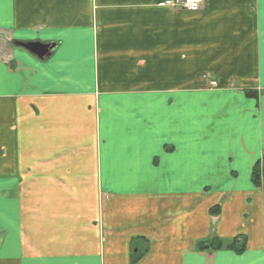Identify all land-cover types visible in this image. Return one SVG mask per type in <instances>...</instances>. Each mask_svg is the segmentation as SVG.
<instances>
[{
    "label": "crops",
    "instance_id": "obj_1",
    "mask_svg": "<svg viewBox=\"0 0 264 264\" xmlns=\"http://www.w3.org/2000/svg\"><path fill=\"white\" fill-rule=\"evenodd\" d=\"M163 1L0 0V264H264V0Z\"/></svg>",
    "mask_w": 264,
    "mask_h": 264
},
{
    "label": "trees",
    "instance_id": "obj_2",
    "mask_svg": "<svg viewBox=\"0 0 264 264\" xmlns=\"http://www.w3.org/2000/svg\"><path fill=\"white\" fill-rule=\"evenodd\" d=\"M264 173V168L260 169L259 165L257 164L254 167V173H253V180L255 185L260 186L261 185V179L262 174ZM220 211V208L218 206L214 207L212 209V214L215 215ZM239 238H234L231 242L228 244L225 243L223 239L215 238V239H208L206 241L199 242L198 247L200 249H207V250H217L221 248H232L238 252H243L245 249L244 244L241 245V243L238 240Z\"/></svg>",
    "mask_w": 264,
    "mask_h": 264
},
{
    "label": "water",
    "instance_id": "obj_3",
    "mask_svg": "<svg viewBox=\"0 0 264 264\" xmlns=\"http://www.w3.org/2000/svg\"><path fill=\"white\" fill-rule=\"evenodd\" d=\"M20 46L26 48L27 50L36 53L38 56L49 55L54 48V44L50 43H41L39 41L36 42H20Z\"/></svg>",
    "mask_w": 264,
    "mask_h": 264
},
{
    "label": "built area",
    "instance_id": "obj_4",
    "mask_svg": "<svg viewBox=\"0 0 264 264\" xmlns=\"http://www.w3.org/2000/svg\"><path fill=\"white\" fill-rule=\"evenodd\" d=\"M203 1L204 0H165L164 3L174 8L196 12L200 10ZM213 84H215V82Z\"/></svg>",
    "mask_w": 264,
    "mask_h": 264
},
{
    "label": "rangeland",
    "instance_id": "obj_5",
    "mask_svg": "<svg viewBox=\"0 0 264 264\" xmlns=\"http://www.w3.org/2000/svg\"><path fill=\"white\" fill-rule=\"evenodd\" d=\"M264 163H260V165H263ZM260 167V166H259ZM263 167H260V169H262Z\"/></svg>",
    "mask_w": 264,
    "mask_h": 264
}]
</instances>
